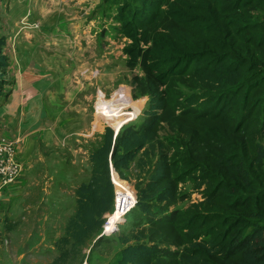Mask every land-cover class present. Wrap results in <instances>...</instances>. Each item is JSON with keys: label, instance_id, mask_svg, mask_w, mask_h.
I'll list each match as a JSON object with an SVG mask.
<instances>
[{"label": "trees", "instance_id": "1", "mask_svg": "<svg viewBox=\"0 0 264 264\" xmlns=\"http://www.w3.org/2000/svg\"><path fill=\"white\" fill-rule=\"evenodd\" d=\"M115 5L110 28L126 38L146 108L116 133L105 127L88 151L89 178L50 264L101 232L111 167L136 191V216L115 235L117 264H264V0ZM4 45L0 35V89ZM193 191L199 201L177 206Z\"/></svg>", "mask_w": 264, "mask_h": 264}, {"label": "rangeland", "instance_id": "2", "mask_svg": "<svg viewBox=\"0 0 264 264\" xmlns=\"http://www.w3.org/2000/svg\"><path fill=\"white\" fill-rule=\"evenodd\" d=\"M115 15V0H0L7 61L0 136L13 143L20 165L19 175L0 184V264H50L59 256L75 189L89 178L88 151L105 127L117 132L146 108L131 84L140 72L125 65L126 40L110 28ZM112 181L104 223L136 199L133 178ZM200 199L193 191L177 206ZM136 210L130 206L115 233L101 230L74 251L67 244L61 263L117 264L115 235L126 232Z\"/></svg>", "mask_w": 264, "mask_h": 264}, {"label": "built area", "instance_id": "3", "mask_svg": "<svg viewBox=\"0 0 264 264\" xmlns=\"http://www.w3.org/2000/svg\"><path fill=\"white\" fill-rule=\"evenodd\" d=\"M15 147L13 143L9 142L7 138L4 136H0V184H4L7 181H11L17 175H19L20 165L15 161ZM111 180L116 179L118 177L117 173L111 168L110 170ZM116 177H115V176ZM119 179V178H118ZM113 182V181H112ZM115 192V191H114ZM116 194V193H115ZM134 198L132 199V203L126 207L121 208L120 210L115 208V212L118 210V223L121 222L123 215L130 208V206L134 205ZM109 219L104 224V230H106V226L109 223Z\"/></svg>", "mask_w": 264, "mask_h": 264}, {"label": "bare ground", "instance_id": "4", "mask_svg": "<svg viewBox=\"0 0 264 264\" xmlns=\"http://www.w3.org/2000/svg\"><path fill=\"white\" fill-rule=\"evenodd\" d=\"M117 191H120V190H122L123 189V185L122 184H120L117 188ZM128 194V193H127ZM109 223L107 224V226H106V230H104L105 232H104V234L105 235H110V232L113 230V229H115V222L116 221H118V216L117 215H114V216H112V217H109ZM113 227V228H112ZM112 228V229H111ZM111 229V230H110Z\"/></svg>", "mask_w": 264, "mask_h": 264}, {"label": "clouds", "instance_id": "5", "mask_svg": "<svg viewBox=\"0 0 264 264\" xmlns=\"http://www.w3.org/2000/svg\"><path fill=\"white\" fill-rule=\"evenodd\" d=\"M115 133H116V132H115ZM111 168H112V167H111ZM111 168H110V169H111ZM112 169H113V168H112ZM113 170H114V169H113ZM114 171H115V170H114ZM115 172H116V171H115ZM116 173H117V172H116ZM117 175H118V174H117ZM118 178H119V176H118ZM111 181H112V180H111ZM135 204H136V199H135V202H134V206H135ZM122 221H123V220H121V222H122ZM121 222L118 223V222L116 221V222L114 223L116 227H115V229H113L110 233H112V232H114V231H117V230H118V226H119V224H120ZM105 223H106V222H105ZM105 223H104V224H105ZM102 228L104 229V225H103ZM112 228H113V227H112ZM112 228H111V229H112ZM103 229H102V231H103ZM111 229H110V230H111ZM102 231H101V232H102ZM104 232H105V231H103L102 234H103L104 236H106V235L104 234Z\"/></svg>", "mask_w": 264, "mask_h": 264}, {"label": "crops", "instance_id": "6", "mask_svg": "<svg viewBox=\"0 0 264 264\" xmlns=\"http://www.w3.org/2000/svg\"><path fill=\"white\" fill-rule=\"evenodd\" d=\"M117 25V23H113V26ZM124 38V37H123ZM126 40V38H124V41ZM127 42V41H126Z\"/></svg>", "mask_w": 264, "mask_h": 264}]
</instances>
